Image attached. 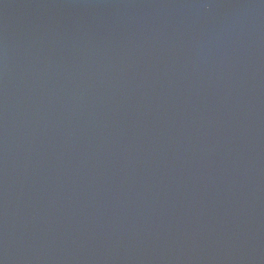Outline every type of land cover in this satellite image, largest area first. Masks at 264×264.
I'll list each match as a JSON object with an SVG mask.
<instances>
[{
	"label": "water",
	"instance_id": "1",
	"mask_svg": "<svg viewBox=\"0 0 264 264\" xmlns=\"http://www.w3.org/2000/svg\"><path fill=\"white\" fill-rule=\"evenodd\" d=\"M0 264H264V0H0Z\"/></svg>",
	"mask_w": 264,
	"mask_h": 264
}]
</instances>
